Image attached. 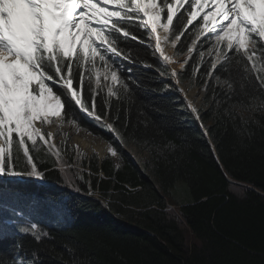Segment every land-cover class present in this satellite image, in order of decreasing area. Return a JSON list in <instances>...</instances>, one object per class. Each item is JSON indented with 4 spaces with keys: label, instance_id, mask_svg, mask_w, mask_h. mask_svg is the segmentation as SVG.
I'll use <instances>...</instances> for the list:
<instances>
[{
    "label": "trees",
    "instance_id": "obj_1",
    "mask_svg": "<svg viewBox=\"0 0 264 264\" xmlns=\"http://www.w3.org/2000/svg\"><path fill=\"white\" fill-rule=\"evenodd\" d=\"M129 28L138 38H122L123 56L114 57L120 65L115 87L126 83L128 90L109 95L106 81L103 90L93 81L94 101L87 100L95 103L104 121H115L125 142L79 106L67 115V123L74 118L80 127L118 146L122 158H101L77 148L60 128L59 161L46 154V145L31 153L50 183L27 175L31 165L23 155L15 159L14 171L28 180H19L18 174L0 177V199L7 195L0 206L9 211L0 218V260L11 264L22 256L37 264H69L73 259L78 264H264V93L242 78V67L230 69L231 76L222 74L232 81L231 90L214 76H204L210 57L198 55V40L178 73L182 83L203 90L205 107L198 118L170 67L149 46L150 37L135 24ZM194 31L181 36L177 54L188 52ZM81 95H90L86 84ZM125 145L147 152L142 169ZM180 180L190 185L192 197L178 204L170 193ZM39 198L46 210L41 217L32 211ZM21 212L30 213L47 234L39 242L18 231L21 221L31 222Z\"/></svg>",
    "mask_w": 264,
    "mask_h": 264
},
{
    "label": "snow or ice",
    "instance_id": "obj_2",
    "mask_svg": "<svg viewBox=\"0 0 264 264\" xmlns=\"http://www.w3.org/2000/svg\"><path fill=\"white\" fill-rule=\"evenodd\" d=\"M206 7L208 11H204ZM130 24L154 39L149 46L166 65L170 57L165 55L162 41L168 42L170 36L179 41L194 29L192 43L200 40L198 55L210 57L204 76H214L218 84L231 90L232 81L222 79V74L231 76L230 69L242 67V78L264 93V0H0V175L16 174L14 160L23 155L31 165L27 175L43 179L31 153L46 145V154L60 160L61 149L51 142L53 133L42 128L53 117L61 125L68 122L73 106L125 142L115 121H104L103 114L95 111V103L87 100L94 101L93 81L103 90L102 79L110 77L115 82L120 78V65L114 58L123 56L119 42L138 38ZM187 51L191 54L192 46ZM99 69L104 70L103 77ZM171 75L179 74L173 70ZM85 84L90 93L87 99L81 95ZM121 89L128 90V85L110 83L108 94L117 95ZM225 96L232 99L227 93ZM192 111L198 117L197 110ZM107 150L112 157L122 158L111 142ZM17 228L37 242L47 235L33 222L21 221ZM11 264L25 261L13 258ZM27 264H37V260ZM69 264L78 262L73 259Z\"/></svg>",
    "mask_w": 264,
    "mask_h": 264
},
{
    "label": "rangeland",
    "instance_id": "obj_3",
    "mask_svg": "<svg viewBox=\"0 0 264 264\" xmlns=\"http://www.w3.org/2000/svg\"><path fill=\"white\" fill-rule=\"evenodd\" d=\"M204 11H208V9H204ZM161 35V37L164 36V33L161 31L159 33ZM175 43V42H174ZM174 43L173 41H169L168 42H163L161 43V46H163V49L165 53L169 54L170 57V61L173 64L174 68H177V70H181L183 69L184 66V60L185 58L188 56V54H178L176 55L175 52V47H174ZM249 47H251V45H249ZM259 66V64H258ZM101 72V76L103 77V69H99ZM118 75V74H117ZM106 84L109 85L110 83L113 84V86L115 87V85L119 82V79L115 82L111 81V78L109 77L108 80H105ZM188 92L190 93L189 95H191L195 107H197L198 109L205 107L203 104V94L201 93V90L198 89L197 87H189L188 88ZM188 94V93H187ZM190 102L192 103V100L190 99ZM60 128L66 129L67 133L69 135L70 141L72 144L87 150L89 152H98L102 157L106 156V154H108V146H109V142H107L106 140H104L103 138H101L100 136L94 134L91 131H88L80 126H78L76 124V122L74 123H63L61 125L59 118H55L53 117V122L43 126L42 130L45 132H51L53 133V140L51 142L56 143V134L58 132V130ZM58 146V145H57ZM126 150L129 152V154L131 155V157L137 161L140 165L142 164L143 160L147 157V152L140 150L137 146H127L125 147ZM192 195H191V189H190V185L184 181V180H180L177 182V184L171 189V193H170V198L172 202L181 204L183 202H187L191 199ZM2 203H7V195H2ZM36 206H37V215L38 216H42L46 210L41 208V204H42V199L39 198L36 201ZM9 211L7 209H4L3 207L0 206V218L1 217H5V214L8 213ZM22 214H24L23 212H21ZM27 217H29V215L27 214ZM1 221V220H0ZM1 225V224H0ZM1 233H4L3 231L0 230Z\"/></svg>",
    "mask_w": 264,
    "mask_h": 264
},
{
    "label": "bare ground",
    "instance_id": "obj_4",
    "mask_svg": "<svg viewBox=\"0 0 264 264\" xmlns=\"http://www.w3.org/2000/svg\"><path fill=\"white\" fill-rule=\"evenodd\" d=\"M153 43H155V41L153 42ZM162 47V46H161ZM165 53V52H164ZM165 55H167V56H169V54H167V53H165ZM171 62V61H170ZM37 126L38 127H40V124L39 123H37ZM8 183V182H7ZM12 185V184H11ZM22 189V188H21Z\"/></svg>",
    "mask_w": 264,
    "mask_h": 264
}]
</instances>
